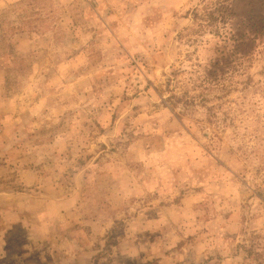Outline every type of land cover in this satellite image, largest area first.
I'll return each mask as SVG.
<instances>
[{
	"label": "rangeland",
	"instance_id": "374dc122",
	"mask_svg": "<svg viewBox=\"0 0 264 264\" xmlns=\"http://www.w3.org/2000/svg\"><path fill=\"white\" fill-rule=\"evenodd\" d=\"M253 17L0 0V264H264V39L213 65Z\"/></svg>",
	"mask_w": 264,
	"mask_h": 264
},
{
	"label": "trees",
	"instance_id": "16d2710c",
	"mask_svg": "<svg viewBox=\"0 0 264 264\" xmlns=\"http://www.w3.org/2000/svg\"><path fill=\"white\" fill-rule=\"evenodd\" d=\"M248 21L250 22V25L248 26V33L236 35L234 32L230 31L228 34H225L226 36H224L223 43H221L217 51L218 57L213 63L215 67L228 64L229 61L236 56V53L240 50L241 46H246L247 49H249L255 41L262 42L264 39V19L259 20L253 17L248 19ZM227 47H229V51L226 53L225 49ZM243 51L245 54L249 53L247 50Z\"/></svg>",
	"mask_w": 264,
	"mask_h": 264
},
{
	"label": "crops",
	"instance_id": "0c3cea01",
	"mask_svg": "<svg viewBox=\"0 0 264 264\" xmlns=\"http://www.w3.org/2000/svg\"><path fill=\"white\" fill-rule=\"evenodd\" d=\"M16 196H20V194H10L8 191H5V190L4 191H0V199H10V198H12V197L14 198ZM22 198L26 199L25 196L20 197L19 199H22ZM10 207L11 206L4 207L2 212H1V214H0L1 215L0 217L5 219L7 214H12ZM9 222L10 221L8 220V223ZM0 225H2V226H0V253H1V248L5 246V235L7 234V232L10 231L11 225L7 224V222H3Z\"/></svg>",
	"mask_w": 264,
	"mask_h": 264
}]
</instances>
